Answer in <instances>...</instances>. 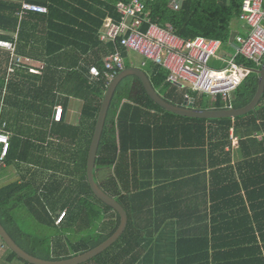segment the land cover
Returning a JSON list of instances; mask_svg holds the SVG:
<instances>
[{"label": "trees", "instance_id": "obj_1", "mask_svg": "<svg viewBox=\"0 0 264 264\" xmlns=\"http://www.w3.org/2000/svg\"><path fill=\"white\" fill-rule=\"evenodd\" d=\"M29 1L46 6L47 12L28 14L18 24V18L14 16V9L17 4L13 0H0V39H13V33L16 32L19 51L22 54L31 55L43 63L41 74H32L29 71L23 72L22 76L25 85H28L29 88L32 85L34 93L42 101L48 100L49 97L54 100L58 95L62 96L65 94L81 97L85 101H92L96 98L99 100L95 111L97 113L100 100L106 88V81L100 78L90 84L87 74L93 64L102 70V57L113 51V44L99 40V32L107 16L119 19V15L116 12V4L121 0ZM148 10L153 21L160 26L170 25L173 31L182 38H215L226 44L231 36L232 23L238 19L240 14L241 1L183 0L181 8L174 10L169 7L167 0H153L148 6ZM32 39L35 44L30 45L27 43L28 40ZM32 50H34L33 53L31 52ZM123 53L126 57V53ZM245 64L252 68L253 71L244 78L234 91L232 99L229 101L234 108L247 105L257 89L258 74L256 70L260 66L251 65L250 62H245ZM129 66L130 63L126 59L125 67ZM147 73L154 90L165 101L178 105L183 103L186 91H180L176 86L171 87L167 81V72L161 67L151 64L148 66ZM132 81H138V78L136 76L125 77L115 90L97 150L96 165L104 168L115 166V169L118 167L130 169L129 163L123 164L127 155L126 147L128 145L132 144L133 150L138 149L137 158L139 159L146 148L160 146L180 149L182 153H187L185 154L187 159L191 155H195L197 159L199 158V163L196 167L190 168V172H198L202 176L201 174H203L202 172L206 167H210L212 170V168L217 166L221 159L220 155L225 152V147L230 144L229 133L232 128L233 133L240 138L239 147L242 154L247 158V167H244L242 171L238 169L241 185L236 176L231 175V178L227 179L228 176H224L222 170L217 171L218 168H216V171H212L209 182V186H211L209 190L210 211L221 212L223 210L224 205L219 202L216 203L215 198L222 194L226 186L229 189L228 193L235 197L231 214L245 212L246 216H248L242 194L240 193V190L243 189L245 196L251 197L252 195L263 198L260 204H252L251 208L254 210L255 207H258L260 210L259 214L261 217L254 219L253 222L257 224V228L264 229V139L258 141L253 135L256 132H263L264 134L263 99L261 98L263 103H259L254 110L234 119L189 118L165 111L151 99L142 84L137 87V94L133 95L131 92ZM24 95V99H27L30 96V92L28 91ZM191 95L195 99L193 103L195 108L223 109L227 106L219 96L210 102L206 99V95L197 93H191ZM123 100L137 104L132 110V116L134 113L150 115L147 110L156 109L160 113L177 117L179 120L176 123H163L161 126L168 131L170 129H178V136H167L164 144H157V138H152L151 140H154L152 142L150 138L143 137V130L150 129V123L134 130H126L125 136H121L118 130H122V123H119L111 109L115 108L116 112H118ZM42 101V107L39 106V109L35 108L36 111L39 110L38 113L40 115L47 110L45 107L46 103ZM51 103L54 104V101H51ZM10 106L5 109L1 116L4 119H8L7 130H13L14 132L10 139L7 158L8 164H14L16 145L21 143L18 139L19 136L15 135V133L23 131L26 127V125L17 127L18 124L15 119L22 117L29 124V113L32 103L29 100L22 103L10 102ZM16 107H19L18 113L12 114ZM42 117L44 118V114ZM154 123L155 126H159V122ZM28 144L30 145V142ZM191 149L192 151L195 150L196 152H193L197 154H190L192 152ZM38 163L46 165L45 161ZM151 165H154V163L149 162L147 164V170H149ZM132 168H134L133 164ZM139 168L146 170L141 165ZM125 174H128V171ZM131 175L133 176L134 174ZM115 176H119L116 170ZM123 177L119 179L121 184L124 182ZM76 185L70 188L71 196L66 198L65 202L51 204L45 201L47 187L40 188L36 185V182L34 183L31 180L25 181L24 179L20 182L12 180L0 187V223L23 250L38 258L48 260L69 258L94 248L113 234L119 225L120 217L115 210L94 196L86 176L83 184L76 183ZM99 186L110 196L114 197L125 208L128 215L133 210L139 212L146 208L150 210L152 196L144 199L142 192L133 196L122 194L117 178L113 176L107 178L103 183H99ZM90 197L96 202L91 200ZM238 201L242 203L238 204ZM63 208L67 210L68 219L65 227L67 232L70 227H76V230L78 228L79 231L83 222L81 221L83 214L91 218V223L93 221L94 223H99L98 228H102L107 223H111L112 226L107 232H96L94 235L84 236L79 240L70 242L65 237L66 231L59 229L60 227L55 225V218L53 217V213L57 209L62 210ZM110 214L116 217L115 220H113L112 216H109ZM27 217H30L38 226L54 228L56 234L51 235L49 238L32 234L27 230L26 224L23 223V219ZM217 223L219 224L217 227L220 229L244 228L246 224L249 226V220L247 222L236 219L218 220ZM91 225L89 224L87 228H90ZM129 227L130 222H128L126 230L120 239L127 233ZM260 237L264 241V234ZM222 238V235H212V247H217V243L221 242ZM227 238L229 240L225 245L238 246L241 243L240 237L230 235ZM254 238L252 235L251 239ZM0 241L2 242L1 238ZM205 244L207 245V240ZM242 244L244 243L240 245ZM7 249V254L2 257L6 261L11 262L18 259L25 264H30L19 258L8 247H6ZM200 249L203 252L204 247ZM70 251L72 252L70 253ZM53 255L56 257L54 258ZM203 259L205 261L208 260L207 254H204ZM260 261L264 264L262 258ZM0 263L3 264L1 259Z\"/></svg>", "mask_w": 264, "mask_h": 264}, {"label": "crops", "instance_id": "obj_2", "mask_svg": "<svg viewBox=\"0 0 264 264\" xmlns=\"http://www.w3.org/2000/svg\"><path fill=\"white\" fill-rule=\"evenodd\" d=\"M13 1L17 4V7L14 9V16L18 18V24L28 14H33L30 12L21 16L17 15V11L19 10L21 3L23 1H30ZM108 18L115 21L118 20L111 16H107L104 21ZM237 20H241L239 16ZM243 28L244 27L242 26L241 29L240 27L232 28L230 37H232L233 33L236 32L246 33L244 30H242ZM230 37L227 44L232 51L233 47L230 45V41L232 39H230ZM2 40H9L13 42L15 46L14 50L0 46V124L4 125V130L9 133L10 139L12 135H14V132L13 130H7L6 126L8 119H4L1 114L4 113L7 107H11L10 102L22 103L23 101L29 100L32 103V107L29 113V124L25 122L22 117L15 119V122L18 124L17 127H21V125H26V127L23 129V131L15 133V135L19 136L18 139L21 143L16 145V158L14 159V164L7 163V158L9 155L8 152L4 165L0 167V187L12 180H18L19 182L24 179L25 181L31 180L34 183L36 182V185L40 188L47 187L48 190L45 201L51 204H61L66 201V198H70V188L77 186L76 183L83 184L84 177L86 176L87 178L86 164L88 152L105 91L100 100L97 113L95 111L97 109L99 100L96 98H94L92 101H85L81 97L65 94L62 96L58 95L56 98H54V100H52L51 97L45 101L39 100L38 95H36L33 91L32 85H30V88L28 85H25L22 74L23 72L27 71L32 74H41L43 63L31 55L24 53L22 54L19 51L17 47L18 39L16 32L13 33V39ZM101 42L110 43L105 41ZM27 43L30 45L35 44L33 39L28 40ZM120 49L124 58V63L125 60L128 59V62L130 63L129 67H138L142 69L147 77L149 75L147 70H144L143 67H148V62H150L152 65L159 66L150 60H145V58L138 52L137 53L142 57V59L140 61V66H136L133 59L127 58V50L129 49L124 47H121ZM33 51L34 50L31 52L33 53ZM123 52L126 53V57ZM226 53L227 52L222 53V55H225ZM17 56L21 57L22 59V61L19 63L15 62V58ZM105 56L106 55L102 57V62ZM219 57L220 56L213 58L217 61H223ZM238 62L243 65H246L245 62H250L251 65H255L257 67L260 66V68L262 65V62L257 65L243 58H239ZM10 68H13V71H11ZM161 68L167 72L165 68ZM250 69L252 72L253 69ZM256 73L258 74L257 71ZM87 78L90 84L98 81L100 78L104 79L102 76L93 78L90 73L87 74ZM167 81L170 83L171 87L176 86L178 89H180V91H186L184 93L185 99L183 103L181 105H173L184 106V103L187 102L192 104V106L189 107L200 109L193 106L195 99L192 97L191 93L206 95V99L210 102L214 101L218 97L194 90L189 86L182 87L178 84L170 82L168 79ZM108 84L109 83H106V87ZM141 84L142 83L139 78L138 81H132L131 92L133 95L137 94V87ZM28 91L30 92V96L27 99H24V94ZM234 91H232L228 101H224L220 97L225 105L227 104V106L223 109L233 107L230 105L229 101H231ZM263 94L264 92L262 93L261 98L264 101ZM261 98L256 106H258L259 103H263ZM41 101L46 103L45 107L47 110L43 113L44 118L42 117L43 114L40 115V113H38L39 110L36 111L35 109L39 106L42 107L41 105L43 104ZM51 101H54V104L51 103ZM57 105H60L63 108L62 119L60 121H55L53 118L54 108ZM136 105L137 104L132 101L123 100L119 106L118 112H116L115 108L111 109V112L117 117L119 123H122V130H118L121 136H125L126 130H134L135 128H139L149 123L150 129L143 130V137L150 138V140L152 138H157V144H164L166 142L165 138L167 136H178V129H170V131H168L165 129V127L161 126L163 123H176L179 120L177 117H172V115H167L166 113L162 112L160 113L156 109L147 110L150 112V115L145 113H134L132 116V110ZM18 109L19 107H16L12 111V114H17ZM221 118L234 119L235 117ZM154 122H159V126H155ZM253 135L258 141L264 139L263 132H256ZM239 139V136L235 135L233 133V129L231 128L229 133L230 144L225 147V152L220 155L221 159L217 163V166L212 168V170L210 167H206L202 172L203 174H201L202 176H200L198 172H190V168L196 167L199 163V158L197 159L195 155H191V157L187 159L185 155L187 153H182V150L180 149L164 148L160 146H151L150 148H146V150H143V155H141L139 159L137 158L138 149L133 150L134 148L132 147V144L128 145V147H126L127 155L124 158L123 164L129 163L130 169H124L122 167L115 169V166H112L111 168H104L102 166H97L95 163L94 177L95 180H97L96 182L98 185L99 183H103L107 178L113 176L114 178H117L119 189H121L122 194L133 196L134 194H139L142 192L144 199L152 196V205L150 210L146 208L140 212L133 210L129 215L127 213V225L128 222H130V227L123 238L120 239V236L107 249L97 254L100 256L103 252L107 253L104 256V259H97L94 261L93 258L98 257L96 255L83 263L262 264L260 259L262 258L264 260V241L260 236L264 234V229L261 230L260 228H257V224L253 222L254 219L261 217V215L259 214L260 210L258 207H255L253 210L251 205L260 204V202L263 201V198L254 197L252 195L251 197L245 196L244 190L241 189L240 193L242 194V199L246 206L248 216H246L245 212L231 214L235 197L228 193L229 189L225 186L222 194L215 198L216 203L219 202L224 205L223 210L221 212H215V210L210 211L211 201L209 200V190L211 186H209V182L211 179L210 174L213 173L212 171H216V168H218L217 171L222 170L223 175L228 176L227 179L231 178L232 175L236 176L239 180L238 175L240 174L238 169L242 171L244 167H247V158L240 151ZM151 141L154 142V140ZM29 142L30 145L28 144ZM193 151L190 154H197ZM44 161L46 163L45 166L38 163ZM149 162H153L154 165H151L149 170H147L146 167ZM132 164L134 165V168H132ZM25 165L29 166L27 167ZM140 165L142 168L145 167L144 169L146 170H141L139 168ZM12 166L14 167L13 169L11 168ZM115 170L117 173H119V176H115ZM126 171H128V174H125ZM131 174L134 175L132 176ZM122 177L124 181L123 184H121L119 181V179ZM239 184L241 185L240 180ZM90 198L91 200L95 201L92 197ZM241 203V201H238V204ZM61 211L67 210L66 208H63L62 210L57 209V211L53 213L55 225L60 227L59 229H64L67 232V229L65 228L68 219L67 214L60 223L56 222V219L58 218ZM109 216L112 215L110 214ZM82 217L83 218L81 221L83 222L79 228V235H81L83 230H86L85 228H87L89 224H92L90 222L91 218L89 216L83 214ZM112 218L115 220L116 217L112 216ZM231 219L242 220L246 222L249 220V226L246 224L244 228L238 229H220L217 227L219 225L217 223L218 220L226 221ZM98 225L99 223H94L95 233L107 232L112 226L111 223H107L102 228H98ZM125 230L126 228L122 234L125 232ZM212 235H222L223 237L221 242L217 243V247H212L211 245ZM230 235L240 237L239 240H241V243L244 244L240 245V243L238 246L225 245L229 240L227 237ZM252 235L255 237L254 239H251ZM81 237L82 236H80V238ZM206 240L207 245L205 244ZM199 244H201L200 248L204 247L203 252H201ZM71 252L72 251H70V253ZM6 254L7 252H4V255ZM204 254H207V261L203 259ZM53 257L55 258L56 256L53 255ZM11 262H13L12 264H16L14 260Z\"/></svg>", "mask_w": 264, "mask_h": 264}, {"label": "built area", "instance_id": "obj_3", "mask_svg": "<svg viewBox=\"0 0 264 264\" xmlns=\"http://www.w3.org/2000/svg\"><path fill=\"white\" fill-rule=\"evenodd\" d=\"M153 0H121L116 4L118 20L106 19L99 32L101 41L114 45L113 51L103 59V69L92 65L89 73L93 78L103 77L109 83L125 68L121 47L138 52L145 60L165 68L167 79L182 87L189 86L194 90L211 96H219L228 101L234 91L251 69L238 62L239 58L246 59L257 65L264 57V0H240L241 12L239 18L247 23L246 33H233L230 45L231 52L219 58L225 66L214 68L209 66L213 57H218L222 41L215 38L195 37L185 39L176 34L170 25L160 26L153 21L148 10ZM169 7L179 10L183 0H167ZM46 13L45 6L23 1L17 15L25 13ZM0 46L14 50V43L0 39ZM17 56L15 62H21ZM13 71V68H10ZM63 108H54V120L62 119ZM0 167L4 165L10 147L9 133L0 127ZM62 211L57 223L65 217ZM6 244L0 241V252L6 250Z\"/></svg>", "mask_w": 264, "mask_h": 264}, {"label": "water", "instance_id": "obj_4", "mask_svg": "<svg viewBox=\"0 0 264 264\" xmlns=\"http://www.w3.org/2000/svg\"><path fill=\"white\" fill-rule=\"evenodd\" d=\"M259 74L258 85L255 94L251 101L240 108H228V109H194L191 103H184V106L173 105L165 101L152 87L145 72L138 67H127L121 70L107 85L102 103L97 116L96 125L94 129L93 138L88 152L87 164H86V175L89 186L92 193L99 200L110 206L115 210L120 217V222L117 229L111 234L106 240L101 242L99 245L91 248L83 253L77 254L69 258H63L58 260H48L33 256L23 250L8 234L6 229L0 223V238L6 244V246L14 252L19 258L30 264H81L97 254L107 249L112 243H114L122 234L127 225L128 215L125 208L112 196L106 193L96 182L94 177V165L97 156V150L99 147L102 131L104 128L105 120L109 105L111 103L113 94L122 79L127 76L135 75L141 81L144 89L151 97V99L163 109L173 112L182 116L193 117V118H221V117H236L239 115L246 114L247 112L254 110L255 106L259 102L262 93L264 92V57L261 68L256 70Z\"/></svg>", "mask_w": 264, "mask_h": 264}, {"label": "rangeland", "instance_id": "obj_5", "mask_svg": "<svg viewBox=\"0 0 264 264\" xmlns=\"http://www.w3.org/2000/svg\"><path fill=\"white\" fill-rule=\"evenodd\" d=\"M241 26L244 27L242 30H244V32H247L249 30V26L247 25V23H245L244 21H241V20H234L233 23H232V28H239L241 29ZM127 58H131L133 59L134 63L136 66H140V61L142 59V57L137 53V52H134V51H131V50H127ZM225 52H231V49L229 47V45L226 43V44H223L221 46V48L219 49L218 51V56H221L222 53H225ZM209 66L211 67H214V68H221L223 66H225V62L224 61H217L216 59L214 58H211V60L209 61ZM151 65L150 62H148V66ZM144 70H147L148 67H143ZM3 126V124H0V127ZM25 166H29V165H25ZM12 169L14 168L13 166L11 167ZM74 184V182H73ZM62 212V211H61ZM100 218V217H99ZM23 223L26 224V227L28 228L27 230L30 231L32 234L34 235H37V236H46L47 238H49L51 235H55L56 234V230L54 228H50V227H44V226H38V224H36L30 217H27V218H24L23 219ZM23 225V224H22ZM86 230H83L81 232V235H79V231H78V228L76 230V227H70L69 228V231L65 233V237L70 241V242H74L76 240H79L80 239V236H85V237H88V236H91V235H94L95 233V227H94V221L92 222V225L90 226L89 229L85 228ZM78 231V232H77ZM81 237V238H82ZM5 252H8V249L5 251ZM105 252H103L100 256L96 257V258H93V260H100V259H104L105 257ZM4 252H0V259L2 260L3 264H12L13 262H8L6 261L4 258ZM16 264L18 263H23L21 262L20 260L18 259H15L14 260ZM81 264H84V263H81Z\"/></svg>", "mask_w": 264, "mask_h": 264}]
</instances>
